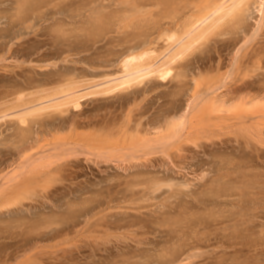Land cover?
Here are the masks:
<instances>
[{"label":"rangeland","instance_id":"obj_1","mask_svg":"<svg viewBox=\"0 0 264 264\" xmlns=\"http://www.w3.org/2000/svg\"><path fill=\"white\" fill-rule=\"evenodd\" d=\"M93 1L40 0L35 17L28 9V13L23 14V17L29 16L27 23L14 20L12 35L0 38V66L9 67L7 72L12 74L9 78L0 68V100L8 90L12 91V100H15L18 94L52 88L65 78L98 81L107 75L121 73L120 66L128 55L142 52L149 46L157 52L163 50L165 42L157 40L159 35L164 39L166 32L169 35L174 30L180 33L187 11L183 10L181 0H173L164 7H147L149 10L154 8L153 17L149 14L144 19L139 17L131 22L129 19L121 22L115 17L114 4L101 7L99 1L96 5ZM253 8L246 18L247 32L251 29L255 32L261 17L258 9ZM17 9L16 0H0L1 27L5 26V16L12 14V18L16 17ZM261 30L264 32V29L258 31L261 33ZM252 31L246 33L247 38L252 36H249V44L253 40L259 41L258 47L263 50L264 33L258 32L261 36L256 34L255 37ZM243 33L245 35L243 31L213 34L211 41L208 39L198 45L191 55L185 57L183 63L189 64L186 93H180L179 87L175 86L177 80L171 81L169 77L160 81L151 77L132 84L134 88L129 86L104 97L84 98L81 102L83 118H92L96 124L88 130H93L95 136L101 135L102 140L120 138L115 147L122 149L123 140L117 132L134 112V117L143 113L162 116L170 110L174 113L177 108L163 110L172 101L187 107L186 98L194 89V77L203 87L211 82L233 84L237 75L230 63L236 49L247 45ZM226 38H231L230 43H233L228 41L229 47H226ZM221 41L223 46H219ZM216 47L222 48L218 50ZM250 73L247 77L253 76L256 80L254 85L257 87L254 86L253 91L264 89V69L253 67ZM225 75L228 76L224 82ZM151 84L152 90L134 94ZM160 103L164 105L159 107ZM193 113H197L196 109ZM49 115L57 117L61 114L44 111V117ZM194 121L197 123L199 119L194 118ZM14 122L9 118L1 121L0 127L5 128L11 123L13 128ZM253 127L245 133L237 129L231 131L234 133L230 129L221 133L209 131L205 135L196 132V135H204L203 139L205 136L212 139H204L207 143L205 149L192 145L195 150L192 153L187 151L186 159H179L177 153L168 157L162 151L150 155L149 160L144 156L140 159L136 156H142L141 152H134L131 157L129 151L130 157L127 155L125 162L119 149L118 153L113 151L115 154L112 152L108 156L112 158L114 154L113 161L94 158L89 163L83 156L78 160L73 157L70 160L75 159L76 163L71 165L72 168L67 167L69 169L48 177L46 183L42 180L39 186L35 184L36 188L31 185L33 190L27 185L28 189L15 188L16 182L27 175L17 173L21 177L13 181L12 194L0 196V264H164L165 259L168 264L172 258L171 248L181 242L186 245H180L181 252L177 246L180 259L174 264H264V142L252 139V131L258 129ZM15 138L0 140V149L6 151L11 147L15 151L23 145L22 142L17 144L19 139ZM211 140L218 143L214 141L215 144L211 145ZM35 149L33 151H38V146ZM122 151L125 154V149ZM15 159L18 160L16 155L11 162L14 163ZM14 166L12 164L8 169L12 168L16 173ZM71 169L77 172L72 174ZM155 187L159 189L154 190ZM171 191L174 194L171 195ZM27 192L29 194H25ZM183 229L185 232L180 231Z\"/></svg>","mask_w":264,"mask_h":264},{"label":"bare ground","instance_id":"obj_2","mask_svg":"<svg viewBox=\"0 0 264 264\" xmlns=\"http://www.w3.org/2000/svg\"><path fill=\"white\" fill-rule=\"evenodd\" d=\"M98 1L101 7H109L111 4L112 5L114 4L116 6L115 17L120 19L118 21L122 20L121 22H123L125 20L127 21L128 19L130 21L131 19H135L139 17L143 18L149 14H152L151 16L153 17L154 8L152 7L149 10L146 9L147 7L156 6V5H161L162 7H164L173 0H94L93 2H95L96 5V2L98 3ZM39 2L40 0H16L18 6L17 15L16 17L13 18H12V14L11 16H5L6 17L5 18L6 20L4 21L5 26L3 27L0 26V38L1 37L7 38L6 36L9 37L10 35H12V24L14 23V20L23 22V24L27 23L29 21L28 18L29 16L23 17V14L28 13L27 11L28 9L33 11L32 13L33 15L36 14L38 8L37 5H39ZM181 3L182 6L184 7L183 10H187V11L185 17L183 18V23L180 27V33L174 32L175 31L174 30L173 33L169 35V33L165 31L167 33V36L166 38L163 37L164 39H161L159 35V38L157 40L159 41L160 39V41L163 40V42H165V46H166L164 48L165 50L163 49L157 52V49H152L151 46H149L147 47L148 49L141 50L142 52L139 51V53L137 54H130L127 57H125L122 61V65L120 66L122 67L121 73L120 72L116 73V75L114 76L107 75L102 79L99 78L98 81L97 79L91 81L88 79L83 80V79H76L73 77H69V78H65L64 81H62V83H59L52 88H48V87L41 88L36 91L33 90L34 92L31 91L28 94H24V92L23 94L22 93L18 94L15 100H12L13 97L11 96L12 91L9 90L6 93V96H3L4 97L3 101H2L3 97H1L0 123L1 121H6L7 119L11 118L15 120L14 122L15 125H13V128L11 123L7 124L5 128L0 127L2 128L0 129V136L2 138L0 140H4V139L7 140L10 138L12 140V136L13 137L15 136L16 138L18 137L17 139H19L16 143L18 144L22 142L23 145L21 144H20L21 146L17 145L18 147L16 148L15 151L11 147H8L10 149H5L6 151H3L4 149L3 150L0 149V193H1L0 196H2V194L4 196L12 194V183L14 185L13 181L16 182L21 177L20 175H17V173L21 172L22 176L24 174L27 175H25L22 179L16 182V185H14L15 188L17 187L23 188L27 185V187L31 189L33 185H34L33 187L36 186L35 184L39 186L38 183L41 182L42 180L44 181L46 180L45 181L46 183L47 180L49 179L48 177H51L52 175L55 174L56 175L59 174L60 172H62L63 169L65 170L69 169L67 167L72 168L71 165L76 163L75 159L74 161L70 160L73 157L76 158V160H78L80 156H83L85 157L84 159L89 161V163L93 162L94 158H96V160L104 159L108 161V159L112 160L115 157L114 154L116 152L118 153L119 150L122 151V149H125L126 151L128 149L125 152V154L123 151L122 152L120 151V153L124 154V155L121 154L122 157L125 156L122 159L126 158L127 155H128L127 158L130 157L128 154L129 151L131 152V157L134 154V152L136 153L138 152V154L141 152L142 156L140 155H139L140 157L136 156L140 159L141 157L144 156V158L146 157L149 160L150 155H153V153H157V152L159 153L161 151L162 154H165L168 157H171L172 155L174 156V154L177 153V156L178 155L180 156L179 159L181 157H185L186 159L188 155L187 151L188 152L190 151L189 153H192V151L195 150V148H192V145H194L195 147L201 146L203 148L204 146H207V143L206 141H204V139L209 140L212 138L210 136H207L210 137L209 139H207L205 136L203 139V136L205 135V133H208L209 131H215V132L219 131L221 133V131L225 129H230V132L232 130L237 129L245 133V131L254 128L253 126L258 127V129L255 127L257 130L254 129L255 131L254 130L252 131L254 132V137H252V139L256 140V142L258 141L259 143L260 141L264 142V89L260 88L258 90L259 93L253 91L254 86H256L254 85L256 83V80L253 79L254 78L253 76L249 78L247 77V75L249 76L248 73H250L253 67L254 69H264V59H263L264 55L261 54L264 50L263 48L264 46H262L263 48L262 50L261 48L258 47L260 44L259 41L257 43L255 40H253L252 43L250 42L249 44V38L252 36L249 35L250 37L248 36L247 38L246 33L248 32L250 33V31H252L253 29H251L249 25V28L251 30L247 32L248 29L245 28L246 24L248 25V23H245L247 22L246 18L249 17L250 14V13L248 14V12L251 11V8L254 9L253 7L255 6V8L258 9L256 11H259L261 13V17L258 21L257 24L258 26H256L258 28L257 29L254 28L255 32L253 30L252 33L254 32L253 35H255L256 37V34L259 32L258 30L264 29L262 27L264 22V0H181ZM91 8H94V6ZM14 18H18V19H14ZM240 31L245 32V35L243 33V36L245 38L243 40L245 41V44L247 43V45L243 47L241 46L238 49H236L237 51L232 58V63H230L231 65L234 66L232 68L233 70L235 68V74L237 75V78L234 79L235 82H233V84L228 85L227 83H223L222 85H218L217 82L214 81L215 83L211 82L209 86L206 85L203 87V84H201L199 80L196 77H194L193 78V82L195 84L194 89L191 90V94L187 98L185 97L188 102V103L186 102L187 107L184 108L182 107V105H176L175 102L177 101H172L171 105L168 107L166 106V108H164L163 110H170L171 108H175V109L177 108V111L174 113L172 110H170L169 112H167L168 114L165 115L163 114L162 116L155 114L153 116H146V114L143 113L137 117H134L132 115L135 112L129 116L128 114L125 115L128 116V118L127 120H125V123H123L124 125L122 126L120 131L117 132L122 137L123 140L124 146L122 147V149L121 148L119 149V147H115L117 146L116 144L120 143V138L114 140H110V139L106 140L107 139L106 138L105 140H102L101 135L95 136L93 130L89 131L90 128L96 126V124L92 118H86V117L83 118L84 111H82L81 109L82 108L81 102L84 98L90 96L104 97V95L114 93V91L116 92V90L119 91L126 87L129 88V86L133 87L134 85L132 84L140 83V82L142 83V81L148 78L150 79L151 77H155L160 81H165L169 77L172 79L171 81L177 80L175 86L177 88L179 87L178 90L180 91V93L181 92L186 93L189 87L188 82L186 81V79L189 78V72L187 71L189 64L183 63V60L186 59L185 57H188L187 55L189 53L191 55V52H193L198 45L208 41V39H210V36L213 34L218 33L219 35L222 34L224 35L225 33L227 34L228 32L232 34V33H239ZM261 31L263 32V30ZM260 34L257 35L261 36L262 34L261 35ZM162 36L165 35L163 34ZM262 36H264V34ZM150 39H153V37ZM230 39L226 41L227 44L228 41L230 43ZM258 39L261 40V37L260 38L258 37ZM221 42L222 43L220 45L217 42L216 43L219 46H223L224 42L223 41ZM233 42L235 41L233 40ZM157 44L159 43L157 42ZM236 45H238V43H235V46ZM263 45H264V40H263ZM226 47H229V44L228 46L226 45ZM9 48L12 49L11 47ZM216 48L218 49V47ZM221 48L218 50H221ZM259 49L261 50V52ZM10 51L12 52V50ZM4 55L6 54L4 53ZM1 67L5 72L4 75H7L9 78H12V74L11 73L9 74L7 72L10 71L9 67L7 69H5V65L0 66V68ZM233 70L232 72L234 74ZM226 72H228V70ZM227 76L226 75L224 76L225 77V79L223 80L224 82ZM229 79L230 78H228V81ZM152 89H153V84L145 86L140 90H136L134 94L137 95L138 93ZM209 95L210 98H208ZM9 96L11 97L9 98ZM206 100L207 102H204ZM162 105L164 104L160 103L159 107ZM195 109L197 113L194 114L193 112ZM46 110L58 111L62 116L59 115L57 117L55 116L53 117L49 115L48 117L47 116L44 117L43 113ZM194 118L195 119L198 118L199 121L197 123L195 121L193 122ZM206 120H208L209 123L208 122L204 123ZM200 122L202 123L201 127L199 126ZM198 127L200 128L199 131L197 132ZM225 131L224 133H227ZM196 132L197 134H204V135L202 136L196 135L195 134ZM108 141L111 142L108 143ZM214 141L211 140L210 142L209 141L207 142H209V144L212 143L211 145H214L215 142H217ZM109 144L110 145L113 144V145L110 147ZM35 146H38L39 148L38 151H33V149H35ZM113 151H115V153ZM112 152L114 153L113 154L114 157L113 156L112 158L108 157L110 156V154L112 155ZM15 155L16 158L18 157V160L15 159V161H13L14 163H12L11 161L13 158H15ZM118 158L121 159V156H119ZM144 158L142 159L144 160ZM132 159H134V157ZM123 161L126 162L125 159ZM123 161L120 162V164L121 163L123 164ZM12 164L15 165L14 168L16 170V173L15 171H12V168L8 169L9 167H12ZM74 172L76 173L77 171H73L72 174ZM27 187L25 188L28 189ZM157 189L159 188L155 187L154 190ZM35 190L36 189H34V192ZM25 194H29V193L27 192ZM172 194L174 193L172 192L171 195ZM20 201L22 202V200ZM88 214H91V212H88ZM184 230L185 229L180 231L182 232ZM188 232L186 233L188 234ZM182 240H180V242ZM252 243L253 242L250 241V244ZM184 244H182L181 242L180 245L182 246ZM180 245L178 244L177 246L181 252L182 250ZM177 246L175 245L176 249L174 247H173L174 249L171 248L170 255H172V258L167 257V259L169 258L168 264H174L179 261L180 256H178L177 254V252L179 251L177 249ZM34 250H36V248ZM254 254L255 253H253V255ZM251 256L249 258H251ZM165 261L167 260L165 259ZM165 261L164 264H167V262ZM249 262L247 261L246 263Z\"/></svg>","mask_w":264,"mask_h":264}]
</instances>
